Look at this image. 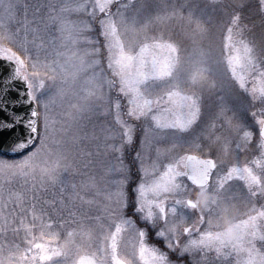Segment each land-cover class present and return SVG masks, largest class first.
I'll return each mask as SVG.
<instances>
[{"label":"snow or ice","instance_id":"1","mask_svg":"<svg viewBox=\"0 0 264 264\" xmlns=\"http://www.w3.org/2000/svg\"><path fill=\"white\" fill-rule=\"evenodd\" d=\"M130 2L49 0L37 27L26 22L12 31L18 5L0 0V60L8 68L0 80V134L11 133L0 142V264H173L166 252L147 243V231L127 214L130 206L157 229L168 249L188 254L192 264H264V205L239 212L241 203L247 207L249 200L264 199V80L250 88L241 83L252 101L246 111L258 127L259 155L242 165L201 155L199 138L183 135L200 116L198 103L178 93L149 95L142 87L145 77L129 71L137 57L124 46L118 18ZM96 25L103 47L91 35ZM53 28L58 35L50 33ZM41 31L49 33L47 46ZM105 52L111 77L101 66ZM82 75L83 84L73 92L77 102L66 110L65 86L73 87ZM113 90L126 99L124 110L111 98ZM93 116L103 118L102 136L93 133L95 152L79 155L85 169L93 166V156L103 157L96 161L99 175L80 172L76 161L85 137L74 128ZM125 116L145 125L133 196L124 151L134 142L136 126ZM228 124L244 128L238 120ZM252 138V131L243 130L236 148L247 150ZM230 150L224 141V156ZM15 154L22 155L7 158ZM73 175L85 178L75 182ZM233 180L244 183L246 195L233 192ZM50 187H58L59 195L42 199L39 193ZM195 190L215 192L238 210L234 235L222 230L216 208L196 210L190 198Z\"/></svg>","mask_w":264,"mask_h":264},{"label":"rangeland","instance_id":"2","mask_svg":"<svg viewBox=\"0 0 264 264\" xmlns=\"http://www.w3.org/2000/svg\"><path fill=\"white\" fill-rule=\"evenodd\" d=\"M13 2L18 7L15 19L9 23L12 31L22 29L26 22L30 27H37V22L47 15L44 5L49 0ZM121 2L129 3V0ZM116 8L117 4H113L112 11L115 12ZM122 11L123 15L118 18L121 37L125 48L137 57L129 71L133 75L140 73L145 77L143 90L149 95L161 97L178 93L195 100L200 107L197 122L183 134L185 139L198 137L202 146L201 155L214 159L223 157L227 165H242L258 156V127L246 111L252 106V101L247 91L241 88V83L244 82L246 88H250L258 79L264 80V0H131L127 9ZM95 29L91 35L97 37L103 47L104 40L99 36V26L96 25ZM50 33L58 35L54 28ZM40 35L47 46L49 33L41 31ZM141 49H145L142 56L139 55ZM101 60L103 74L111 77V72L107 69L106 52ZM83 79L82 75L73 87L65 86L67 95L63 103L66 110L71 111L70 105L77 102L73 92L79 90ZM57 84L59 85V81ZM110 96L113 100L119 99L124 110L126 99L115 90ZM124 118L136 126L134 142L124 151V160L133 172L134 182L129 185L130 196H133L131 189L139 175L135 156L140 150L145 125L144 121L130 120L127 116ZM102 119L95 116L85 118L80 126L74 128L78 135L85 137L75 150L80 172L100 174L96 161L104 158L93 156V166L85 169L80 162L79 153L95 152L97 141L91 137L93 133L102 136ZM229 119L240 121L244 128L229 126ZM243 130L253 132V138L245 151L236 148ZM216 137H221V140L217 142ZM224 141L230 143L231 150L227 156L222 152ZM70 178L79 182L85 177L73 175ZM229 183L233 192L246 195V187L242 181L233 180ZM54 194L59 195L58 187H50L47 192L39 193L42 199L55 198ZM253 203L259 209L264 205V199L257 197L254 201L249 200L247 207L241 203L239 212H247ZM133 213L134 207L130 206L127 214L132 216L138 227L147 231V243L150 246L166 252L173 264H192L191 256H181L168 249L166 242L156 235L157 229L145 224ZM195 215V212L191 213L190 219ZM206 227V224L200 225L201 231ZM197 236L193 232V238ZM65 237L66 233L62 231L61 242ZM187 239L186 234L182 235L180 243L184 244Z\"/></svg>","mask_w":264,"mask_h":264},{"label":"clouds","instance_id":"3","mask_svg":"<svg viewBox=\"0 0 264 264\" xmlns=\"http://www.w3.org/2000/svg\"><path fill=\"white\" fill-rule=\"evenodd\" d=\"M196 206V210L206 213L209 208H216L218 211V223L222 230L234 235V220L238 210L232 207L227 201H223L220 196L212 191L195 190L191 197Z\"/></svg>","mask_w":264,"mask_h":264},{"label":"water","instance_id":"4","mask_svg":"<svg viewBox=\"0 0 264 264\" xmlns=\"http://www.w3.org/2000/svg\"><path fill=\"white\" fill-rule=\"evenodd\" d=\"M8 73V68L6 66V62L0 60V80H2L3 76L6 75ZM12 95L15 97V93H12ZM2 115V114H0ZM11 135V133H2L0 134V142L7 140L8 137ZM28 150H25V153ZM22 154H15V155H9L7 156L8 158H19ZM212 158V157H210ZM214 159V158H213Z\"/></svg>","mask_w":264,"mask_h":264}]
</instances>
